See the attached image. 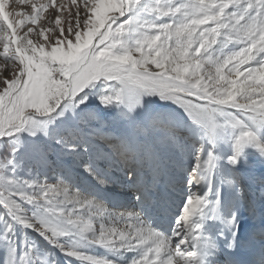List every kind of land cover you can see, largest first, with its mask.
<instances>
[{"label": "snow or ice", "instance_id": "obj_1", "mask_svg": "<svg viewBox=\"0 0 264 264\" xmlns=\"http://www.w3.org/2000/svg\"><path fill=\"white\" fill-rule=\"evenodd\" d=\"M15 2L0 264H264V0Z\"/></svg>", "mask_w": 264, "mask_h": 264}, {"label": "rangeland", "instance_id": "obj_2", "mask_svg": "<svg viewBox=\"0 0 264 264\" xmlns=\"http://www.w3.org/2000/svg\"><path fill=\"white\" fill-rule=\"evenodd\" d=\"M10 2H11L10 10L15 9L16 11H23L28 14L31 13V7L29 5H18L15 2V0H10ZM47 2H50V0H37V3H47ZM79 2L80 0H78V3ZM56 3L57 5L64 4L65 9L63 11H57L55 8H49V10L42 15V19L40 21L39 27L55 28L56 27L55 25L56 15H60L62 26H64L65 28H67L69 22L74 23L73 14L75 13V6L72 5L71 0H56ZM33 39H36L35 34L33 35ZM3 65H4V61L2 58H0V66H3ZM10 73H11L10 65L6 69L0 68V78H2L4 74L10 75Z\"/></svg>", "mask_w": 264, "mask_h": 264}, {"label": "bare ground", "instance_id": "obj_3", "mask_svg": "<svg viewBox=\"0 0 264 264\" xmlns=\"http://www.w3.org/2000/svg\"><path fill=\"white\" fill-rule=\"evenodd\" d=\"M12 2V1H11ZM10 2V3H11ZM15 3V2H14ZM13 6V5H12ZM14 8V7H13ZM251 194V193H250ZM248 226H249V222L247 220V218L245 217L244 221H243V224H242V231L246 232L247 229H248Z\"/></svg>", "mask_w": 264, "mask_h": 264}]
</instances>
